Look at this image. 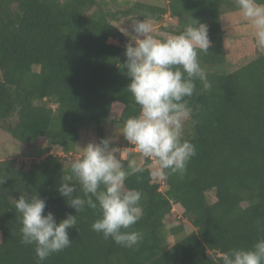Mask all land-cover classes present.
Segmentation results:
<instances>
[{
  "label": "trees",
  "instance_id": "16d2710c",
  "mask_svg": "<svg viewBox=\"0 0 264 264\" xmlns=\"http://www.w3.org/2000/svg\"><path fill=\"white\" fill-rule=\"evenodd\" d=\"M235 11L236 0H166L164 6L0 0V132L38 158L29 166L0 161V264H222V252L250 249L264 238V48L256 45L248 63L226 70L222 16ZM191 18L208 26L211 41L208 52L199 53L204 79L186 98L193 114L183 139L195 145L196 155L183 176L162 177L149 158L140 167L133 162L140 171L125 184L142 193L143 215L128 231L142 232L143 239L128 249L91 230L99 208L77 214L57 189L71 174L66 157L75 153L82 123L95 125L99 143L114 109L121 110L116 123L122 127L139 113L127 90V37L120 23L150 20L160 28L153 36L165 39L182 32ZM134 155L121 159L125 168ZM71 183L77 186L72 195L83 197L75 178ZM20 195L44 199L45 214L52 212L57 222L77 215L68 248L41 262L35 245L21 243L14 201ZM174 208L182 223L170 232L176 238L170 244L166 220ZM185 223L193 228L188 234Z\"/></svg>",
  "mask_w": 264,
  "mask_h": 264
},
{
  "label": "clouds",
  "instance_id": "9594fccd",
  "mask_svg": "<svg viewBox=\"0 0 264 264\" xmlns=\"http://www.w3.org/2000/svg\"><path fill=\"white\" fill-rule=\"evenodd\" d=\"M236 4L255 29L256 45L264 48V0H236ZM131 26L135 43L126 46L122 66L130 79L127 90L139 106V113L124 122L122 136L143 156L156 160L162 177L170 173L183 176L196 155L195 145L183 139L185 122L193 114L186 98L194 95L195 81L204 79L199 53H207L211 47L208 26L191 18L182 32L165 39L151 35L150 20H136ZM111 145L110 139L87 144L82 156L71 163V174L63 177L57 191L77 214L85 207L99 208L100 216L91 224V230L132 249L143 239L142 232L128 231L142 218V193L127 188L125 181L140 169L132 161L125 168L120 158L122 150ZM73 178L83 197L72 195L77 189L71 183ZM14 201L21 243L35 245L39 261L71 245L68 230L77 229V215L68 214L57 222L52 212L45 214L46 201L38 195L31 199L20 195ZM220 256L222 264H264V238L250 249L232 248Z\"/></svg>",
  "mask_w": 264,
  "mask_h": 264
},
{
  "label": "rangeland",
  "instance_id": "374dc122",
  "mask_svg": "<svg viewBox=\"0 0 264 264\" xmlns=\"http://www.w3.org/2000/svg\"><path fill=\"white\" fill-rule=\"evenodd\" d=\"M131 1V0H130ZM146 4L164 6L166 0H142ZM136 21V20H135ZM133 21V22H135ZM127 20L120 23V29L124 32L127 37L123 43V46L126 47L129 43H133V36L135 33L132 31V23ZM223 27L225 29V47L228 51V63L226 65L227 71H232L238 67L248 63L254 56V50L256 48L255 43V29L252 26L251 22L245 19L240 11L230 12L222 16ZM154 32H160V28L153 26V32L151 35H156ZM246 36L245 41L236 42V40L241 37ZM110 44L120 45L121 43L117 40L110 39ZM120 109H114L112 115L109 119L103 122V132L104 139H110L112 144H115L117 148L121 149L120 153L121 159H127L130 153H134L132 162L135 163L138 167L144 164L145 158H149L153 163L152 166L155 170H159V165L157 164L154 158L143 156L134 146L127 145V141L122 136V126L118 125L116 122L120 117ZM188 121L185 122V126ZM184 126V127H185ZM80 138L76 145L75 153L67 156L68 163H72L74 160L82 156V149L87 146L89 143H98V138L96 134V127L91 123H82L79 130ZM55 155L59 157H65L61 150H55ZM119 155V154H117ZM37 154L29 147L18 143L7 134L0 132V161L7 159H17L19 164H24L29 166V164L34 161ZM162 181V177H159ZM164 190V188H162ZM181 215L179 209L174 208L173 214H171L167 220L166 233L168 234V239L170 244H174L175 236H173L172 229L178 227L181 223L178 221L176 214ZM186 225V233H190L193 228L188 224ZM171 232V233H170Z\"/></svg>",
  "mask_w": 264,
  "mask_h": 264
}]
</instances>
